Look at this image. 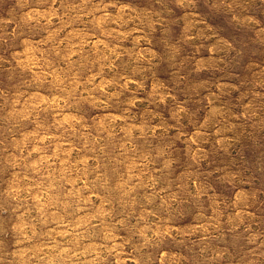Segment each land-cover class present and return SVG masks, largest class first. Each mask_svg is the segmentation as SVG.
Instances as JSON below:
<instances>
[{
	"label": "clouds",
	"instance_id": "clouds-1",
	"mask_svg": "<svg viewBox=\"0 0 264 264\" xmlns=\"http://www.w3.org/2000/svg\"><path fill=\"white\" fill-rule=\"evenodd\" d=\"M0 264H264V0H0Z\"/></svg>",
	"mask_w": 264,
	"mask_h": 264
}]
</instances>
